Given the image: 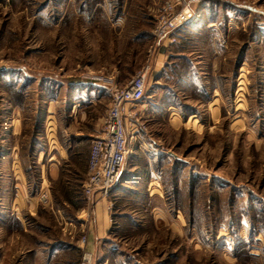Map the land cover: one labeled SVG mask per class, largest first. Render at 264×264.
Wrapping results in <instances>:
<instances>
[{
    "label": "rangeland",
    "instance_id": "1",
    "mask_svg": "<svg viewBox=\"0 0 264 264\" xmlns=\"http://www.w3.org/2000/svg\"><path fill=\"white\" fill-rule=\"evenodd\" d=\"M162 2L0 0V264H80L84 249L90 264H264V0H193L192 25L157 49L209 63L222 109L174 121L156 110L169 99H154L147 77L146 131L102 199L101 238L89 241L90 210H56L78 188L56 184L54 208L44 201L37 156L50 133L92 128L109 101L96 77L121 86L147 61ZM176 62V73L189 66ZM186 94L180 105L204 108Z\"/></svg>",
    "mask_w": 264,
    "mask_h": 264
},
{
    "label": "crops",
    "instance_id": "2",
    "mask_svg": "<svg viewBox=\"0 0 264 264\" xmlns=\"http://www.w3.org/2000/svg\"><path fill=\"white\" fill-rule=\"evenodd\" d=\"M207 20L206 23L208 25L214 24L211 19ZM191 22L192 21L189 22V26L192 25ZM218 48L223 49L224 47L220 44ZM209 49V51L215 50V48L211 49L210 45ZM177 52L178 53H174V55L176 54V58L170 61L166 60L167 53L163 50H157V52L151 56L147 54V61L150 59L151 66L148 76L150 79H153L155 85L151 95L154 96V99H169L164 103L162 101V104L159 105L156 110L170 112V114L175 115L174 121H179L180 123L183 122L184 124H189L188 121L190 120L192 122H195L196 120L199 122V119L201 118L200 116L203 115H207V118L213 121L222 109L220 101L224 98L221 87L214 84L215 80L220 79V74L213 71L209 63L207 64L209 67L205 68V64H200V59L191 60L189 57L179 54L182 52ZM180 59H186L189 66L185 69L186 72L183 69H178V72L176 73L175 68L179 67L176 61L179 62ZM210 59L211 58H209L208 61H210ZM169 77L171 78L169 80L170 84H168V86L166 84L165 86L162 81L164 78L168 81ZM101 90L102 88H99L96 93H103ZM187 91H192L195 94H198L199 98H203V109L195 108V105L192 103L186 105L182 104L183 107H181L182 105L177 102L178 97L189 98V95L186 94ZM199 98L198 100L200 101ZM90 101H92L93 104L95 102L94 99H91ZM215 101H218L217 106ZM107 104L108 101L106 106ZM103 115L104 112L98 116L92 125V128L88 129V131H82V129L79 130L73 124H69L63 128L61 134L54 132V130L50 133L49 130L51 140L50 142L47 140L48 148L46 151H40L37 156L38 162L43 158L46 162L45 169L41 175V183L45 184L46 187L43 192L45 197L44 201H47L46 204L51 203V206L54 208V202L51 199V190L52 186L56 184L61 183V185L71 189L78 188L79 190L73 191L75 194H69L70 196L68 199H62L64 207H59L58 205L56 210H63L65 207H71L73 210L77 211V213L79 210L83 211L84 208L88 211L90 210L92 218H89L87 222L89 224V229L93 228V230H89V241H92L93 243L101 238L102 234L107 231L109 223L107 222L106 211L104 209L105 204L102 201L103 198H97V195H95L93 202H86L82 197V182L86 176L89 142L98 132L103 121ZM83 117L85 116H81V119H83ZM69 131L71 137H66ZM69 192H72V190ZM47 198L48 200H46ZM85 202L87 203V207H85ZM101 264H107L106 257Z\"/></svg>",
    "mask_w": 264,
    "mask_h": 264
},
{
    "label": "built area",
    "instance_id": "3",
    "mask_svg": "<svg viewBox=\"0 0 264 264\" xmlns=\"http://www.w3.org/2000/svg\"><path fill=\"white\" fill-rule=\"evenodd\" d=\"M192 1L163 0L151 30L154 42L148 49L149 56L160 46L176 41L174 32L194 18L195 4ZM150 67L149 59L121 86L115 85L111 77H96L105 84L109 101L102 124L90 140L86 176L82 182V197L86 202H93L95 195L97 198L109 195L125 170L134 142L146 131L141 121L144 110H140L138 104L146 93ZM86 241L87 236L82 235L81 246ZM92 259L93 253L84 249L80 264H90Z\"/></svg>",
    "mask_w": 264,
    "mask_h": 264
},
{
    "label": "water",
    "instance_id": "4",
    "mask_svg": "<svg viewBox=\"0 0 264 264\" xmlns=\"http://www.w3.org/2000/svg\"><path fill=\"white\" fill-rule=\"evenodd\" d=\"M3 67H0V69H2Z\"/></svg>",
    "mask_w": 264,
    "mask_h": 264
},
{
    "label": "trees",
    "instance_id": "5",
    "mask_svg": "<svg viewBox=\"0 0 264 264\" xmlns=\"http://www.w3.org/2000/svg\"><path fill=\"white\" fill-rule=\"evenodd\" d=\"M192 21V20H191ZM191 24H192V22H191Z\"/></svg>",
    "mask_w": 264,
    "mask_h": 264
}]
</instances>
